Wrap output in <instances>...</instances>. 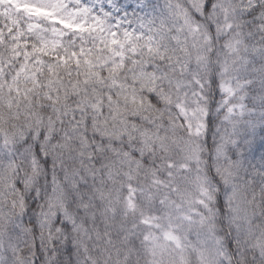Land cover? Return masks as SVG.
I'll list each match as a JSON object with an SVG mask.
<instances>
[{
	"label": "snow or ice",
	"instance_id": "1",
	"mask_svg": "<svg viewBox=\"0 0 264 264\" xmlns=\"http://www.w3.org/2000/svg\"><path fill=\"white\" fill-rule=\"evenodd\" d=\"M0 264H264V0H0Z\"/></svg>",
	"mask_w": 264,
	"mask_h": 264
}]
</instances>
